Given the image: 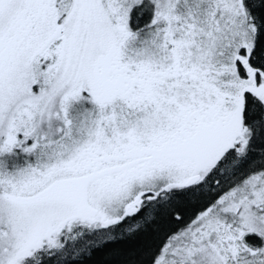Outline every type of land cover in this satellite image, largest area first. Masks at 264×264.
<instances>
[{"label": "snow or ice", "instance_id": "snow-or-ice-1", "mask_svg": "<svg viewBox=\"0 0 264 264\" xmlns=\"http://www.w3.org/2000/svg\"><path fill=\"white\" fill-rule=\"evenodd\" d=\"M0 264H264V0H0Z\"/></svg>", "mask_w": 264, "mask_h": 264}]
</instances>
